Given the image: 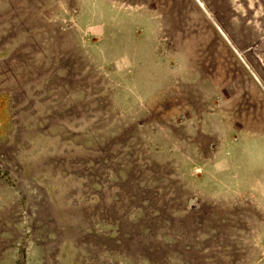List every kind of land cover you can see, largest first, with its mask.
Segmentation results:
<instances>
[{
	"label": "rangeland",
	"instance_id": "1",
	"mask_svg": "<svg viewBox=\"0 0 264 264\" xmlns=\"http://www.w3.org/2000/svg\"><path fill=\"white\" fill-rule=\"evenodd\" d=\"M0 264H264V0H0Z\"/></svg>",
	"mask_w": 264,
	"mask_h": 264
}]
</instances>
